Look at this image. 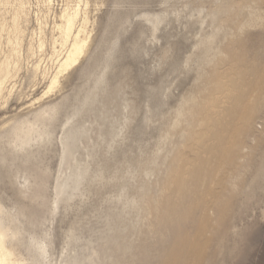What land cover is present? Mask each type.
I'll return each instance as SVG.
<instances>
[{
  "label": "rangeland",
  "instance_id": "374dc122",
  "mask_svg": "<svg viewBox=\"0 0 264 264\" xmlns=\"http://www.w3.org/2000/svg\"><path fill=\"white\" fill-rule=\"evenodd\" d=\"M0 72L17 264H264V0H0Z\"/></svg>",
  "mask_w": 264,
  "mask_h": 264
},
{
  "label": "bare ground",
  "instance_id": "6f19581e",
  "mask_svg": "<svg viewBox=\"0 0 264 264\" xmlns=\"http://www.w3.org/2000/svg\"><path fill=\"white\" fill-rule=\"evenodd\" d=\"M69 30V28L67 29ZM83 49V46L80 45L77 41L72 45V49L69 52V55L67 56V58L65 59V61L63 62V66L68 67L70 65H72L76 60L78 55L81 53ZM5 64V63H4ZM10 72V71H9ZM1 73V72H0ZM236 111V110H235ZM226 114V113H225ZM237 114V112H236ZM244 115V114H243ZM223 117V116H222ZM225 117V116H224ZM235 117V115H234ZM237 118V117H236ZM230 119V118H229ZM223 120V119H222ZM223 124V122H222ZM223 128V127H222ZM216 131V130H215ZM214 131V132H215ZM230 133V132H229ZM215 134V133H214ZM232 137V136H231ZM227 138V137H225ZM229 138V137H228ZM239 141V140H238ZM219 142V141H218ZM221 142V141H220ZM224 142V141H223ZM237 142V141H236ZM241 142V141H240ZM228 144V143H227ZM231 144V143H230ZM241 144V143H240ZM229 145V144H228ZM227 145V146H228ZM242 145V144H241ZM230 147V146H229ZM241 147V146H240ZM226 148V146H225ZM232 148V147H231ZM227 149V148H226ZM228 150V149H227ZM233 151V150H232ZM231 151V152H232ZM230 152V150H229ZM244 152V151H243ZM219 153V152H218ZM227 154V153H226ZM229 155V154H228ZM237 156V155H236ZM234 158V157H233ZM236 159V157H235ZM223 162V161H222ZM235 162V161H233ZM182 181V180H181ZM183 183V182H182ZM181 183V184H182ZM223 209V208H222ZM10 237V233L8 228H5L4 226H2L1 221H0V264H17L12 257V253L10 252V248L8 247V239ZM188 239V238H187ZM190 241V240H189ZM195 243V242H194ZM182 247V246H181ZM190 248V246L188 247ZM192 250V249H189ZM188 250V251H189ZM184 253V252H183ZM182 253L180 252V255ZM188 254V252H187ZM195 257V256H194ZM193 257V258H194ZM192 258V259H193Z\"/></svg>",
  "mask_w": 264,
  "mask_h": 264
}]
</instances>
